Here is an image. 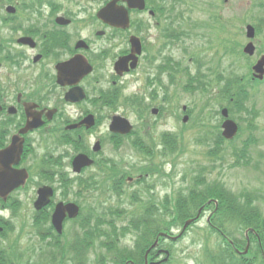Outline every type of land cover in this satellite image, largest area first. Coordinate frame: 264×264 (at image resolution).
<instances>
[{
    "label": "rangeland",
    "instance_id": "obj_1",
    "mask_svg": "<svg viewBox=\"0 0 264 264\" xmlns=\"http://www.w3.org/2000/svg\"><path fill=\"white\" fill-rule=\"evenodd\" d=\"M78 1L80 2H65V5L70 6L73 10H78L80 12V16L83 20L81 28L82 36L83 38H92L93 40L94 36L92 35V32L93 29L96 28L97 21L96 19L93 20L92 15H95L97 9L102 5L103 0ZM176 1L177 12H183L184 15V18L181 19V22L180 20H178L179 27L190 29L189 27L191 22L193 24L198 23L199 26L200 23H202V26L197 27V36L185 37V39L178 44V48L176 50L172 49L170 52H168L174 57V59L182 61L184 65L192 64V62L189 60V52L191 53V49L194 48V44L202 45L203 48L207 49L208 41L212 39L214 41L215 49H218L217 40L211 36L213 30L209 28H214L216 26H220L221 24H226V35L223 37L227 41L231 42V39L233 37L229 36V32H235L238 28V22L235 20V17H240L239 28L243 27L246 21H254L260 26V28L261 24H264V21L259 19L257 15L251 13L253 11L252 5H250V2H247V0L242 3L231 1L227 5H225L224 1L222 0ZM219 15L223 17V20L221 22L216 20ZM138 17L148 19V17L145 15L136 16V18ZM252 17L257 19H251ZM205 34L207 35V37L205 36ZM241 37H244L245 41L244 39H242V43L245 44V35H242ZM259 37L260 40L258 44L260 48H264V34L258 36V38ZM115 43L118 44L119 42L116 40ZM96 44L97 46L95 47V50H98L101 45H106V42L98 41ZM118 50L119 49L116 46L115 51ZM209 52L211 53V51ZM226 60L232 61L234 60V57L226 52ZM228 61L225 62V66H222V64L218 63V59H216L214 65L220 67L221 70L225 71L226 75L229 71L228 67H230V63ZM241 64V62L235 64V68H237L238 74L240 72L242 74L246 73L245 66L243 67V65ZM109 69L110 68H107L105 73L96 74L95 76L102 77V75H105L109 72ZM191 70H193V66L191 67ZM166 78L167 77H164L162 79V83L164 85L169 84L168 78L167 81ZM107 81H109V79ZM184 83L185 78L179 76L178 87L169 89V91L172 90L169 95L172 96L171 98L173 99V102L168 105V108L164 111L165 113H163V115H152L151 109L153 107L162 108L161 105H164V90L159 85L155 74L148 75L146 73V63L144 62L140 71H136L135 73L126 76L125 78H123L119 85V89L121 90L123 95V102H128V100L131 99L133 95L145 98L146 104H144V107L147 106V109H145L144 119L141 118L131 107H117V111L119 113H123L131 117L132 120H134V122L137 124V134L134 138L123 141V144L119 148L115 149L112 145V142L110 141V137L108 134L106 117L104 124L102 122V116L101 120L99 119L98 126L86 135L89 147L92 149L94 142L97 139H100L102 145H104L105 147L104 157H111L116 162L122 160L130 161L132 163L139 162L140 158L136 154V148L133 147L132 142L136 139H146L143 127V122L146 120V127H148L150 134L154 136L156 140H160L161 135L164 132L169 131L182 134L184 139L183 143L185 144L184 153L178 157H156L157 160L161 159L165 163L164 167L167 166V162H174L175 166H177L178 171L175 176L176 183L173 185L169 184L168 186L164 187L163 185L165 182L163 178L158 179L155 182L152 192L157 197L160 196L161 200H163L161 196H163L165 193L173 194L174 189H177L175 195L178 196V194L183 191L184 188H186V186H182L183 184H185L182 182V177L184 173L191 167L194 171H197V173L202 172L205 176V179L210 181L209 184H212L213 182L218 183L222 186L225 184L227 187L231 188L237 193H253L254 195L252 196L255 199L253 204L260 207L264 212V172L261 171L264 170V161H257L259 158L258 154L261 153L257 146V135L255 133H252L253 142L251 147L249 148V151L251 152L249 157H253V159L250 160V164H238V161H236L235 158L227 152L220 153L218 157H211L208 153L209 151H212L214 149L217 150L218 148L215 146V142L217 141L216 133L219 132V127L217 129L216 127L219 126L223 119L219 114V110H221L220 108L223 105V107H228L231 113V118L237 121L241 125L242 129L244 127H247L248 120L254 115L248 118V115L246 113H243L239 106L226 104V102H223L221 106H219L220 103L218 100L214 99L213 97L203 95L200 92L185 93L182 90V86L184 85ZM107 84L109 85V82H107ZM256 92L259 93V89H257ZM92 93L93 91H91L90 100L81 105V108L83 110L87 108L93 109L95 107V105H93V99L95 98V95ZM259 96L260 98L256 101V106L261 110L262 113H264V93H259ZM184 105L188 106V110L186 112H183L182 110V107ZM81 108H72L69 109V112L72 113L73 116H76L77 112L79 113L80 111H82ZM109 108L110 106H105L106 110H109ZM185 115H189L190 117L189 121L186 124L182 122V119ZM262 122H264V116L262 117ZM262 128H264V126H262ZM249 134H251V131L244 132L242 139L247 138ZM207 135L209 143H200L199 139H204ZM148 139L149 144H151V139ZM233 141L234 142L232 143H227V145H224L222 149H228L229 147L227 146H237L241 142L240 135ZM41 143L43 144L42 147ZM35 146H37V144ZM38 147H41L40 149H38V153L42 154L44 148L43 139L40 141ZM158 148L159 150L161 149L160 147ZM260 148L264 150L263 147ZM255 165H257L258 168H255ZM32 179H34V177H32ZM35 179H38L37 176H35ZM152 181L153 180H150V182ZM33 185L34 183L31 184L30 189L19 194V197L22 199V201L24 203H28V207L24 214H22V216L24 217L25 222H29V225L31 224L32 219V210L29 207V198L32 195ZM137 189L139 188L137 185H135L134 187H132L131 191H135ZM95 195L96 192L91 189L89 193L84 196L85 199H83V202L88 203L92 200V198L95 197ZM123 200L126 199L123 198ZM0 214H4L5 218L11 217L10 210H0ZM22 220L23 219H15V222L20 226V231ZM177 229L178 228H175V230ZM28 230L31 237L25 236L24 239L21 240V243L24 244V246L31 245L30 243H33L37 239L35 234L32 233V230L29 228ZM208 231L209 229L206 228L205 218V220L200 221L196 226H194V228L189 230V232L181 241L172 245L174 257L171 264H202L205 260L203 250L204 246H206L204 245L205 238L209 239V244L207 246L216 249L220 247L218 244L219 237L216 234L212 235ZM131 241L132 240L129 239V237L124 240L125 243H130ZM256 256H258V258H262L261 253L257 254ZM92 261L93 257L91 256V262ZM205 264L209 263L207 262Z\"/></svg>",
    "mask_w": 264,
    "mask_h": 264
},
{
    "label": "flooded vegetation",
    "instance_id": "obj_2",
    "mask_svg": "<svg viewBox=\"0 0 264 264\" xmlns=\"http://www.w3.org/2000/svg\"><path fill=\"white\" fill-rule=\"evenodd\" d=\"M3 1L12 3L14 0H0V148L8 145L12 135L19 132L22 127L28 125L39 127L22 134L25 137L24 153L22 162L17 166L26 167L34 161L35 137L38 134L46 136L50 127H82L69 130L67 133L70 138L78 135L82 139L83 127H86L84 121L92 112L86 111L91 108L83 110L81 105L90 100L88 94H91V91H93L92 94H97L102 88L107 87L108 79L112 84H117L124 78L117 76L116 79L112 69L117 58L130 52V34L103 27L99 31L100 36L97 30H93V40L85 38L84 44L81 33L82 17L78 10H73L66 5L61 6L64 10V14L61 15L69 19V22L62 25L55 21L58 15L53 18L49 13L44 22L36 23L33 18L36 17L38 21L39 16L34 14L24 16L26 12H19V5L26 0H15L17 11L10 14L2 12ZM68 8H71L74 13L68 12ZM50 22L55 27L50 26ZM158 24L162 26L161 19L158 20ZM255 28L257 34L259 29ZM146 30L152 29L146 28ZM146 30L141 33L144 47L148 39H153L151 36L148 37L149 33ZM18 32L20 35L16 37ZM171 32L174 31L171 30ZM162 34L163 37L161 29L158 30L156 35L160 36H157L156 40L162 39L165 41L164 47L170 46L175 37L169 40L167 30L162 31ZM22 36L32 37L34 44L20 43L18 40ZM116 40L118 44L115 43ZM20 41H23V38ZM98 41H105L106 45H101L98 50H95ZM84 45L87 47L84 48ZM116 46L118 51H115ZM255 46V54L251 59L256 62L264 54V49H261L258 44ZM115 52L118 57L114 60ZM83 55L93 64L94 73L79 79L78 75L85 63ZM59 68L65 69L69 82L63 84L59 81ZM107 68H110L107 74L102 77L95 76L105 73ZM152 71L153 69H150V72ZM164 77H167L168 83L172 84V77L166 73V76L162 74L158 80L161 86ZM84 93L85 100L82 97ZM72 108H81L82 111L73 116L69 112ZM93 109L103 114L102 122L105 124L107 110L103 107ZM99 119L95 115L94 122L99 123ZM63 165L66 166V164ZM51 204L54 205L53 201Z\"/></svg>",
    "mask_w": 264,
    "mask_h": 264
},
{
    "label": "trees",
    "instance_id": "obj_3",
    "mask_svg": "<svg viewBox=\"0 0 264 264\" xmlns=\"http://www.w3.org/2000/svg\"><path fill=\"white\" fill-rule=\"evenodd\" d=\"M149 7H152L156 12V16L159 17L163 14L160 6L164 5L165 0H147ZM179 19H183V12H178ZM134 27L139 24V19H134L133 21ZM138 27V26H137ZM176 32L173 33L171 31L168 32L167 37H174ZM187 34L190 35L185 29H178V40L181 42L187 37ZM196 72H192L190 70L189 65H182L181 61L178 62V68L176 73L179 76H184L186 84L184 85V89L188 90H201L202 92H209L213 86L219 85L225 78V92H226V101H228L231 105H235V103L239 104L242 102V96L239 95V79L233 74L236 72L235 68L231 66L228 73L223 76V72L220 67L215 66L212 59L208 57L203 60L198 57L195 62ZM170 71V70H169ZM233 75V78L231 77ZM224 77V78H223ZM243 107V103H242ZM214 131V130H213ZM212 132V131H211ZM166 136L164 138V145L168 146L169 149H174L179 152V156L184 153L185 148L182 142L183 135L180 134V139H178L171 135L170 137ZM217 141L215 142V146L219 147L221 144V139L216 133ZM200 143H209L208 135L202 139H199ZM135 144H140L138 141ZM144 144V143H143ZM141 144V145H143ZM139 145V146H141ZM212 157L218 156L217 153H213L212 151L208 152ZM238 156V164H250V157L248 158L246 153L237 154ZM237 165V164H236ZM199 177V184H205V178L203 179V173L199 176L193 177L195 180ZM122 180L118 175H115V181ZM121 187V186H120ZM253 193L241 192V193H233L227 188L218 183L213 182L212 184L206 185L205 189H202L200 192H190V194L178 196L172 202L170 199H166L162 201L163 204V214L154 217L153 213L150 210L143 211L140 214H137V218L140 220L139 223L135 224L133 229L138 232L142 237V241H148L153 233L156 231H161V229H169L174 226L182 225L187 219L194 217L198 209L207 203L210 199L216 198L220 202V210L217 213L215 220L221 225L225 226L227 223H231L234 225H238L237 228H241L242 230L247 226H259L262 231H264V224L260 222V218L263 217V210L253 205L255 199L252 196ZM0 203L5 204L0 200ZM174 214L173 224L168 223V212H172ZM140 212V211H139ZM20 213V207L14 209V216ZM118 219L125 220L126 212L125 211H115L113 213ZM46 219L47 217L43 215L35 217L34 224H29L23 220L21 225V231L18 240H15L12 237V232L16 230V225L12 220H6L0 216V226H3L4 229L0 231V264H89V249L95 243L96 240V232L95 226L93 225H85L83 226V231L81 236L79 237L78 243L75 241H68V236L64 239L58 240L57 242L54 239H49L48 236L56 235L57 233L51 227V234L46 235V229L44 228L42 219ZM87 221H91V219H87ZM132 221V220H131ZM130 221V222H131ZM29 229L32 230V233L36 236V241L30 243L31 245L23 246L21 245V239L25 234L29 233ZM53 230V231H52ZM240 231H228V234L236 237L237 233ZM121 234V233H120ZM115 236V242L113 245L109 246L108 243L101 242L102 246H105L109 249L110 252L114 254V256L121 258L126 254V250L119 249L117 244V239L120 236ZM51 236V237H52ZM57 236V235H56ZM264 236V235H263ZM262 236V237H263ZM59 238L61 236L58 235ZM208 239L205 238L204 245L207 246ZM205 253L208 256L209 264H251L244 260H237L233 258L232 251L230 248H224V246L218 247L214 251H209L206 247L204 248ZM97 254V253H96ZM120 256V257H119ZM138 257V256H137ZM73 260V263L68 260ZM101 258V253L98 254L97 264H107L105 259ZM126 258L120 261L124 262ZM117 262L116 264H120Z\"/></svg>",
    "mask_w": 264,
    "mask_h": 264
},
{
    "label": "water",
    "instance_id": "obj_4",
    "mask_svg": "<svg viewBox=\"0 0 264 264\" xmlns=\"http://www.w3.org/2000/svg\"><path fill=\"white\" fill-rule=\"evenodd\" d=\"M119 2H124L125 4H120ZM131 9H139L145 10L146 9V1L145 0H111L108 2L103 8H101L98 12V17L102 19L105 23L121 28H128L130 26V10ZM58 21L63 22V18H58ZM248 35L250 37L254 36V30L249 26ZM131 44H132V53L120 58L116 63V70L119 74H123L124 72L129 71L131 68L135 69L138 65L139 55L142 53V44L140 38L137 36L131 37ZM246 52H253L252 44H249L246 49ZM130 61L131 67L129 66ZM264 65V58L258 62L255 66L256 70L261 72L260 77L263 76L264 70L262 67ZM92 71V66L88 65L85 60L84 66H82V71L79 73L78 78L85 76L86 74ZM69 76H66V72L64 68H59V81L63 84L69 82ZM84 97V94H82ZM156 112V111H155ZM224 116L228 117V111L225 109L223 111ZM187 120V117L184 119ZM85 123L88 126L94 124L93 118L89 117L85 119ZM224 136L227 138H232L237 130V124L231 120L227 119L224 124ZM37 127H24L21 131L26 133L30 130H33ZM72 128V127H70ZM90 128V127H88ZM111 130L115 133L126 134L132 130V126L130 125L129 121L121 116H116L112 122ZM22 138L16 136L13 138L12 144L4 150H0V197L6 200L10 193L15 190L16 188L24 185L26 179L28 177V173L25 169H14L13 165L18 163L20 160V155L22 152ZM100 149V143L98 142L95 146V150ZM93 160H91L85 154H79L74 159L73 165L74 170L80 172L81 169L85 166L91 165ZM39 197L35 202V207L37 209H41L45 204H48L50 196L52 195V189L48 186L41 187L38 191ZM78 207L69 204L63 205L59 204L54 215H53V224L57 228L59 232H62V223L66 217V213H69L71 217H75L78 214ZM189 224V222L187 223ZM175 239L177 237H174Z\"/></svg>",
    "mask_w": 264,
    "mask_h": 264
}]
</instances>
